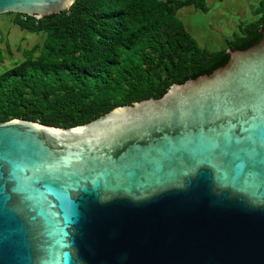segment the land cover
I'll list each match as a JSON object with an SVG mask.
<instances>
[{
	"label": "water",
	"instance_id": "obj_1",
	"mask_svg": "<svg viewBox=\"0 0 264 264\" xmlns=\"http://www.w3.org/2000/svg\"><path fill=\"white\" fill-rule=\"evenodd\" d=\"M76 0H0L37 20ZM80 126L0 122V264H264V32Z\"/></svg>",
	"mask_w": 264,
	"mask_h": 264
},
{
	"label": "trees",
	"instance_id": "obj_2",
	"mask_svg": "<svg viewBox=\"0 0 264 264\" xmlns=\"http://www.w3.org/2000/svg\"><path fill=\"white\" fill-rule=\"evenodd\" d=\"M190 6L208 11L205 0H76L68 10L39 20L14 14V25L43 40L0 73V122L87 124L116 107L159 99L174 84L209 75L226 64V50H245L264 32L259 0L252 19L240 23L226 48L208 52L177 17Z\"/></svg>",
	"mask_w": 264,
	"mask_h": 264
},
{
	"label": "rangeland",
	"instance_id": "obj_3",
	"mask_svg": "<svg viewBox=\"0 0 264 264\" xmlns=\"http://www.w3.org/2000/svg\"><path fill=\"white\" fill-rule=\"evenodd\" d=\"M259 0H205L208 11L192 6L178 11L177 17L201 49L217 52L226 48V42L239 34L240 23H248ZM14 14L0 15V73L14 61H22L23 50L42 42L41 34L29 33L14 25Z\"/></svg>",
	"mask_w": 264,
	"mask_h": 264
}]
</instances>
